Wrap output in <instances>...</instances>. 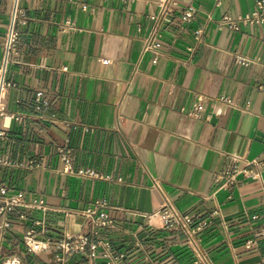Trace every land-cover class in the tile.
<instances>
[{
    "label": "crops",
    "instance_id": "obj_1",
    "mask_svg": "<svg viewBox=\"0 0 264 264\" xmlns=\"http://www.w3.org/2000/svg\"><path fill=\"white\" fill-rule=\"evenodd\" d=\"M176 1L156 47L146 50L156 0H18L23 17L0 116V160L9 164L0 163V184L48 209L0 217L7 222L0 262L50 264L53 249L33 254L24 245L33 220L42 222L41 239L87 232L77 212L101 199L113 227L97 239L124 254L119 264H193L182 234L148 222L162 202L151 187L157 179L180 212L211 220L200 233L211 264H264V166H251L254 179L217 180L231 155L264 160V21L218 25L223 16L250 15L256 0ZM12 4L0 5V66ZM187 8L189 23L181 19ZM237 54L256 61L240 65ZM37 91L48 101L39 112ZM64 144L75 170L101 178L63 172ZM66 264H88L87 255Z\"/></svg>",
    "mask_w": 264,
    "mask_h": 264
},
{
    "label": "built area",
    "instance_id": "obj_2",
    "mask_svg": "<svg viewBox=\"0 0 264 264\" xmlns=\"http://www.w3.org/2000/svg\"><path fill=\"white\" fill-rule=\"evenodd\" d=\"M158 11L155 15L149 16L154 22L151 28L150 37L146 41L145 49L149 50L156 47L154 44L155 37L159 34L164 21L173 13V7L176 5V0H156ZM254 12L250 15L240 18H231L223 16L219 21V26H227L233 30H237L241 23L255 22L261 23L264 21V0H256ZM194 14L193 8H187L181 12V19L185 23L192 20ZM23 17V11L18 7V0H13L12 10L9 15L4 40H3V57L0 66V116L5 113L2 105V97L6 87L11 86L9 82L4 80L5 67L10 59V56L16 52L18 42V30L16 23ZM202 35V29L195 30V41L199 42ZM236 63L247 66L256 61L254 58H248L237 54L235 56ZM34 109L39 112L45 110L48 106V101L44 98L41 91L35 92ZM201 101L198 100L194 104L193 113H198L201 109ZM18 119V117H16ZM0 135L2 133L0 132ZM60 159L63 163V172L74 174L83 177L101 178V174L91 168L75 170L71 164V148L64 144L57 148ZM0 163L4 162L0 160ZM24 166V164H20ZM264 166V160L258 162L256 160H246L237 155H231V162L217 178L224 179V185H230L236 182L239 177L242 178H257L259 173L255 172L251 166ZM151 187L157 190L162 196L161 205L157 210L146 215L148 222L151 218H156L159 228L173 232H178L183 235L184 246L187 248L190 255L193 257V264H211L206 252L201 246L200 233L211 224L209 218H201L198 214H186L180 212L173 201L165 193L162 185L157 179H153ZM109 206L105 200H96L92 206L77 212L81 214L88 223V231L83 233L64 232L58 236H48L39 238L44 233L42 222L33 220L32 225L25 231L24 245L27 250L33 254H37L43 250H54V255L50 264H66L67 260L74 255H87L88 264H119L123 259L124 254L109 242L97 239L101 228H112L113 221L108 215ZM39 209L45 212L48 208L42 200L32 199L26 200L23 192H9L5 185L0 184V217L5 219L6 216L12 214L15 210H19L18 219L26 218L24 210ZM7 225L5 220L0 223V230H3ZM259 234L264 236V226L259 229ZM0 264H20L15 256L6 257Z\"/></svg>",
    "mask_w": 264,
    "mask_h": 264
},
{
    "label": "water",
    "instance_id": "obj_3",
    "mask_svg": "<svg viewBox=\"0 0 264 264\" xmlns=\"http://www.w3.org/2000/svg\"><path fill=\"white\" fill-rule=\"evenodd\" d=\"M1 2H2V0H0V5H1Z\"/></svg>",
    "mask_w": 264,
    "mask_h": 264
}]
</instances>
